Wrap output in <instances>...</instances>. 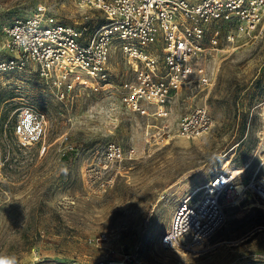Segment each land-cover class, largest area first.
Segmentation results:
<instances>
[{"label": "rangeland", "instance_id": "obj_1", "mask_svg": "<svg viewBox=\"0 0 264 264\" xmlns=\"http://www.w3.org/2000/svg\"><path fill=\"white\" fill-rule=\"evenodd\" d=\"M43 3L89 34L105 21L73 0H0V64L11 56L5 26ZM218 48L212 85L182 88L160 117L121 101L122 84L135 77L119 47L108 79L96 89L76 84L63 97L34 65H0V264H264V199L249 187L264 182V36L223 38ZM201 105L211 128L177 135L180 118ZM24 107L44 122L42 139L27 148L13 133ZM111 142L125 159L107 158ZM222 168L246 186L237 198L220 197L222 225L197 251L163 248L179 203Z\"/></svg>", "mask_w": 264, "mask_h": 264}, {"label": "built area", "instance_id": "obj_2", "mask_svg": "<svg viewBox=\"0 0 264 264\" xmlns=\"http://www.w3.org/2000/svg\"><path fill=\"white\" fill-rule=\"evenodd\" d=\"M73 2L80 10L101 11L104 23L89 34L86 24H63L48 14L44 3L39 4L31 15L15 17L5 26L11 56L1 62L2 69L22 70L32 64L63 97L76 84L96 89L99 80L108 79L111 53L119 47L135 77L122 84L121 101L143 115H165V104L182 88H209V63L223 38L232 42L238 36H264V0ZM211 125L209 111L201 105L180 118L177 135L200 136ZM13 133L23 148L38 143L44 135L42 114L22 108ZM134 151L130 149L129 155ZM105 154L115 162L126 158L114 142L107 144ZM228 175V171L214 173L199 198L193 199L197 193L193 191L179 203L169 228L160 236L163 248L197 251L222 225L225 212L220 197L240 196ZM256 191L264 199L262 191Z\"/></svg>", "mask_w": 264, "mask_h": 264}, {"label": "bare ground", "instance_id": "obj_3", "mask_svg": "<svg viewBox=\"0 0 264 264\" xmlns=\"http://www.w3.org/2000/svg\"><path fill=\"white\" fill-rule=\"evenodd\" d=\"M227 163H228V161H226L225 163H224V166H227ZM220 172H224V168H222L221 170H219V173ZM229 177H231V178H234V176L232 175V176H230V175H228ZM249 187H251V188H253V189H257V188H259L261 191H262V193H263V197H264V182H263V180H252L251 182H250V184H249ZM201 188L202 187H198L195 191L196 192H198L199 190H201ZM246 189V186H245V184L242 182V181H237V183H236V192L237 193H239L240 195L242 194V192L244 191Z\"/></svg>", "mask_w": 264, "mask_h": 264}]
</instances>
